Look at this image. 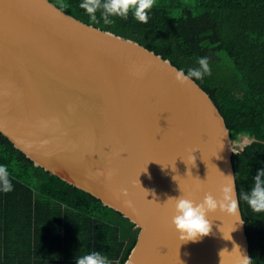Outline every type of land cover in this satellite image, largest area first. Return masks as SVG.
<instances>
[{"label":"water","instance_id":"obj_1","mask_svg":"<svg viewBox=\"0 0 264 264\" xmlns=\"http://www.w3.org/2000/svg\"><path fill=\"white\" fill-rule=\"evenodd\" d=\"M178 69L51 0H0V131L35 165L135 223L124 264H220L224 249L223 264H235L236 245L250 256L240 203L243 224L214 211L196 242H181L171 223L166 201L181 191L219 198L231 174L239 196L225 117L195 79L177 80Z\"/></svg>","mask_w":264,"mask_h":264},{"label":"trees","instance_id":"obj_2","mask_svg":"<svg viewBox=\"0 0 264 264\" xmlns=\"http://www.w3.org/2000/svg\"><path fill=\"white\" fill-rule=\"evenodd\" d=\"M74 17L134 39L183 69L207 56L211 74L196 80L225 117L233 141H252L232 156L238 193L264 168V0H155L147 23L100 13L90 19L81 0H51ZM0 164L14 188L0 192V264H76L102 251L124 264L139 228L99 198L47 171L0 131ZM252 264H264V213L240 200Z\"/></svg>","mask_w":264,"mask_h":264},{"label":"clouds","instance_id":"obj_3","mask_svg":"<svg viewBox=\"0 0 264 264\" xmlns=\"http://www.w3.org/2000/svg\"><path fill=\"white\" fill-rule=\"evenodd\" d=\"M154 4L155 0H81L79 7L84 9L93 21L97 20L96 14L99 12L104 24H112L113 17L127 18L130 13L137 21L147 23ZM197 65L198 67L189 68L186 72L183 69L175 70L177 80L181 83H190L194 79L201 80L205 75L211 74L207 56L198 57ZM224 176L227 178L226 182L218 186L219 198L209 192L203 200L197 202L189 195H184L180 189L181 195L169 197L166 201L174 206L175 214L171 223L181 242H196L210 234L212 220L209 214L217 210L236 215L238 221L243 224L239 219L240 200L246 202L253 212L264 213V168L257 170L251 188L247 191L242 190L239 196L236 191L235 176L231 174ZM13 188L8 165L0 164V192L8 193ZM226 250L220 252V264H223L222 257ZM232 251L238 253L235 264H252V258L239 245H236ZM76 264H111V261L102 251L94 250L77 256Z\"/></svg>","mask_w":264,"mask_h":264},{"label":"rangeland","instance_id":"obj_4","mask_svg":"<svg viewBox=\"0 0 264 264\" xmlns=\"http://www.w3.org/2000/svg\"><path fill=\"white\" fill-rule=\"evenodd\" d=\"M245 139L247 140L246 142H244ZM251 141H252V140L249 139L248 136L244 135V136H242L240 139L234 141V142H235V147H236L237 149H241V148H243V146H244L245 144H247V143H249V142H251Z\"/></svg>","mask_w":264,"mask_h":264},{"label":"built area","instance_id":"obj_5","mask_svg":"<svg viewBox=\"0 0 264 264\" xmlns=\"http://www.w3.org/2000/svg\"><path fill=\"white\" fill-rule=\"evenodd\" d=\"M247 140L245 139L244 142H246Z\"/></svg>","mask_w":264,"mask_h":264}]
</instances>
